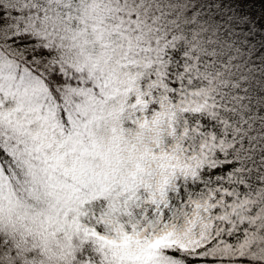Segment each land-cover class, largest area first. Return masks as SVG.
Segmentation results:
<instances>
[{
    "label": "snow or ice",
    "instance_id": "6c2138e0",
    "mask_svg": "<svg viewBox=\"0 0 264 264\" xmlns=\"http://www.w3.org/2000/svg\"><path fill=\"white\" fill-rule=\"evenodd\" d=\"M0 264H264V0H0Z\"/></svg>",
    "mask_w": 264,
    "mask_h": 264
}]
</instances>
